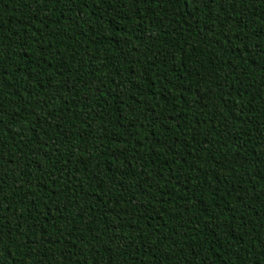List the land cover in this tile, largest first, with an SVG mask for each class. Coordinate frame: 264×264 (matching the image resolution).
Here are the masks:
<instances>
[{"label":"trees","instance_id":"obj_1","mask_svg":"<svg viewBox=\"0 0 264 264\" xmlns=\"http://www.w3.org/2000/svg\"><path fill=\"white\" fill-rule=\"evenodd\" d=\"M0 264H264V0H0Z\"/></svg>","mask_w":264,"mask_h":264}]
</instances>
